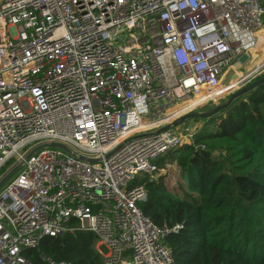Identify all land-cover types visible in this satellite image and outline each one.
<instances>
[{"label": "built area", "instance_id": "2783aa9c", "mask_svg": "<svg viewBox=\"0 0 264 264\" xmlns=\"http://www.w3.org/2000/svg\"><path fill=\"white\" fill-rule=\"evenodd\" d=\"M262 28L264 0H0V169L21 164L0 189V264L78 230L103 264H175L162 240L179 226L153 225L131 184L184 144L155 131L214 106L238 33Z\"/></svg>", "mask_w": 264, "mask_h": 264}, {"label": "trees", "instance_id": "16d2710c", "mask_svg": "<svg viewBox=\"0 0 264 264\" xmlns=\"http://www.w3.org/2000/svg\"><path fill=\"white\" fill-rule=\"evenodd\" d=\"M154 164L156 177L138 175L131 186L144 188L138 207L153 225L179 226L162 240L175 264H264V84ZM95 242L92 233L78 230L43 237L23 256L34 264L41 254L56 263L103 264Z\"/></svg>", "mask_w": 264, "mask_h": 264}, {"label": "rangeland", "instance_id": "374dc122", "mask_svg": "<svg viewBox=\"0 0 264 264\" xmlns=\"http://www.w3.org/2000/svg\"><path fill=\"white\" fill-rule=\"evenodd\" d=\"M262 36L264 37V28L253 34H247L245 32L238 33V54L228 64L229 68H232L237 74V79L227 87L219 89L215 105L224 103L231 94L264 75V40ZM256 37L258 38L257 48L254 47ZM257 67L259 68L256 70ZM211 107L212 105L205 104L200 110L205 111ZM206 120L207 119L189 120L171 129L184 138L183 145H188L192 143L194 134L206 124ZM212 126V124L207 125L208 128H211ZM188 133L193 134L188 137ZM157 173L154 177L157 176Z\"/></svg>", "mask_w": 264, "mask_h": 264}, {"label": "water", "instance_id": "95a60500", "mask_svg": "<svg viewBox=\"0 0 264 264\" xmlns=\"http://www.w3.org/2000/svg\"><path fill=\"white\" fill-rule=\"evenodd\" d=\"M258 68L259 67H257L256 70ZM236 79H237V74L235 73V71L232 68H229L222 75L220 82L218 84V88L220 89L223 87H227L229 84L233 83ZM263 84H264V77L244 86L243 88H241L239 90H237L236 92L231 94L229 96V98L224 103H222L220 105H214L210 109L205 110V111L190 112L188 114L180 116V117L176 118L175 120L171 121L170 123L160 127L155 132L156 133H162V132L168 131L171 128L177 127L178 125H180L186 121L193 120V119H208L211 116L218 113L219 111L225 109L234 99L239 98V97L247 94L248 92L254 90L255 88H257ZM130 139H133V138H130ZM47 147L61 149V150L65 151L66 153L70 154V151L67 148H65L61 145H58V144H49ZM40 148L41 147L35 148L30 154H28V156H30L32 153H34L36 150H38ZM20 166H21V164H17L16 166H14L10 170H8L5 174H3V176L0 178V189L17 172V170L19 169Z\"/></svg>", "mask_w": 264, "mask_h": 264}, {"label": "bare ground", "instance_id": "6f19581e", "mask_svg": "<svg viewBox=\"0 0 264 264\" xmlns=\"http://www.w3.org/2000/svg\"><path fill=\"white\" fill-rule=\"evenodd\" d=\"M260 35H262V34H260ZM263 37V36H262ZM264 38V37H263ZM256 45H257V37H256V39H255V41H254V47H256Z\"/></svg>", "mask_w": 264, "mask_h": 264}, {"label": "crops", "instance_id": "0c3cea01", "mask_svg": "<svg viewBox=\"0 0 264 264\" xmlns=\"http://www.w3.org/2000/svg\"><path fill=\"white\" fill-rule=\"evenodd\" d=\"M263 40H264V38H263ZM257 45H258V38H257ZM257 45H256V47H255V48H257Z\"/></svg>", "mask_w": 264, "mask_h": 264}]
</instances>
